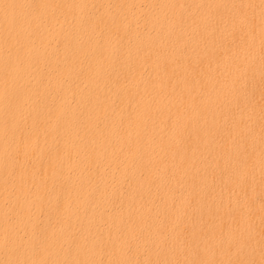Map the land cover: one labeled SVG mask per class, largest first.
Returning <instances> with one entry per match:
<instances>
[{"label":"bare ground","instance_id":"obj_1","mask_svg":"<svg viewBox=\"0 0 264 264\" xmlns=\"http://www.w3.org/2000/svg\"><path fill=\"white\" fill-rule=\"evenodd\" d=\"M0 264H264V0H0Z\"/></svg>","mask_w":264,"mask_h":264},{"label":"rangeland","instance_id":"obj_2","mask_svg":"<svg viewBox=\"0 0 264 264\" xmlns=\"http://www.w3.org/2000/svg\"><path fill=\"white\" fill-rule=\"evenodd\" d=\"M143 8H145L144 4H142V7H141V9H143Z\"/></svg>","mask_w":264,"mask_h":264}]
</instances>
